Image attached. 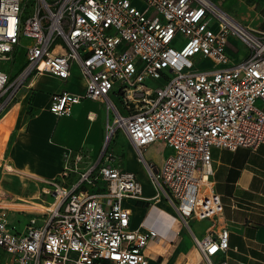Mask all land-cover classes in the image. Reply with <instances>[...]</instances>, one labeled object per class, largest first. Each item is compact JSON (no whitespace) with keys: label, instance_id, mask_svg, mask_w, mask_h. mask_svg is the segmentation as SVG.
<instances>
[{"label":"built area","instance_id":"2783aa9c","mask_svg":"<svg viewBox=\"0 0 264 264\" xmlns=\"http://www.w3.org/2000/svg\"><path fill=\"white\" fill-rule=\"evenodd\" d=\"M140 1L0 0V123L38 76L67 80L73 65L85 88L53 93L50 111L70 114L90 98L112 113L95 161L85 147L66 149L57 176L35 177L51 200L26 223L10 220L14 197L0 187V254H7L0 264H149L145 249L158 232L130 228L123 201L144 196L136 174L115 164L110 143L117 130L187 225L210 222L203 236L194 235L202 256L196 264H227L214 261L229 247V229L210 177L211 149L264 143V29L212 0ZM231 36L247 46L245 58L230 56ZM19 48L23 65L3 69ZM204 58L209 65L196 67ZM154 142L171 148L158 166L143 156Z\"/></svg>","mask_w":264,"mask_h":264},{"label":"crops","instance_id":"0c3cea01","mask_svg":"<svg viewBox=\"0 0 264 264\" xmlns=\"http://www.w3.org/2000/svg\"><path fill=\"white\" fill-rule=\"evenodd\" d=\"M212 1L225 11L235 4L237 14L234 16L227 11L230 15L243 24L264 29V15L255 9V4L236 0ZM241 43L236 37L229 38L228 52L233 60L248 55V48L240 55ZM84 88L85 78L77 65H73L67 80L42 74L36 78L33 88L23 94L14 115L10 114L0 123V133L10 125L0 156V187L14 197L9 206L11 221L22 225L38 209V206L20 208L17 204L32 207L34 203L44 207L51 200L42 191L44 183L35 177L57 176L66 149L85 147L89 151V161L98 158L107 123L112 117L105 104L85 98L74 103L70 114L64 115H56L49 108L53 93H80ZM259 105L264 110V102ZM120 131L125 146L111 145L118 156L115 164L136 174L144 196L127 197L123 201L131 213L130 228L145 231L152 227L158 232L145 249L149 264H196L202 256L195 245L194 235L203 236L210 222L198 219H190L188 225L184 222L165 193L155 189L136 147ZM170 152L171 148L161 142L143 148L144 158L157 166ZM211 155L210 177L223 201L221 221L229 229V247L219 252L214 261L224 259L227 264H264V143L256 148L238 147L234 150L214 146ZM7 166L12 170H6ZM18 177L23 180L22 186L32 187L31 192L26 193L28 189L24 187L18 188L15 181Z\"/></svg>","mask_w":264,"mask_h":264},{"label":"rangeland","instance_id":"374dc122","mask_svg":"<svg viewBox=\"0 0 264 264\" xmlns=\"http://www.w3.org/2000/svg\"><path fill=\"white\" fill-rule=\"evenodd\" d=\"M132 1L134 4H137L139 7L143 6V3L140 0H132ZM236 1L244 2L248 5L255 4V6H254L255 9L264 15V0H236ZM227 11L229 13H231L232 15L236 16L237 7L235 6V4H232L231 6H229V9ZM22 41L24 44H27L30 42V39L29 38H23ZM239 50H240V55H242L243 52L247 51V46L245 44L241 43L239 46ZM23 60H24L23 49L19 48L12 54V56L9 60L2 61L1 66L3 69H6L7 71L16 72L17 70H19L21 65H23ZM209 63H210L209 59L204 58V59H202L201 63L196 65V67L205 68L209 65ZM158 82H160V81H153V82H151V84L155 85V83H158ZM9 129H10V125L8 127L4 128V130L0 133V156H2V154H3V150H4L5 145H6V139L8 136V130ZM123 137L124 136L122 135L121 131L117 130L111 139L110 144L112 145V147L117 146V148H122L123 146H125L123 139H122ZM11 172H15V171H11ZM15 181H16L19 189L24 187V186H22L23 180L21 178L18 177V178H16ZM25 188L28 189L26 191V193L31 192L32 187H30L28 185V186H25L24 189ZM26 199L29 201L33 200V199H28V198H26ZM35 206H39V207L44 208L42 205L34 204V203H33L32 207L27 206L25 204H17V207L27 208V209H33V207H35ZM6 256H7V254L1 252L0 258H5Z\"/></svg>","mask_w":264,"mask_h":264}]
</instances>
